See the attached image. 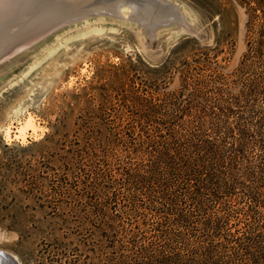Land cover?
Segmentation results:
<instances>
[{"label":"rangeland","instance_id":"rangeland-1","mask_svg":"<svg viewBox=\"0 0 264 264\" xmlns=\"http://www.w3.org/2000/svg\"><path fill=\"white\" fill-rule=\"evenodd\" d=\"M167 1L199 35L171 24L149 36L123 5L121 14L58 28L0 64V251L19 264H74L75 249L84 251L70 231L83 216L78 208L108 196L120 208L121 173L138 162L122 128L154 102L160 118L182 111L177 124L225 148L226 128L248 130L254 171L264 150V0ZM28 117L37 131L15 133ZM139 196L164 216L165 204Z\"/></svg>","mask_w":264,"mask_h":264},{"label":"trees","instance_id":"trees-1","mask_svg":"<svg viewBox=\"0 0 264 264\" xmlns=\"http://www.w3.org/2000/svg\"><path fill=\"white\" fill-rule=\"evenodd\" d=\"M158 106H147L137 125L122 128L123 143L138 162L121 173L125 192L120 208H111L109 196L78 208L83 216L75 218L78 223L70 231L79 235L84 251L75 249L81 254L74 264H81L83 256L87 264H264V150L253 171L246 165L248 130L226 128L225 148L222 141L188 133L177 124L182 111L160 118ZM109 177L101 188H110ZM139 195H147L150 204H165L164 216L143 205L148 203ZM230 198H237L235 207L224 205ZM185 201L211 205L177 208Z\"/></svg>","mask_w":264,"mask_h":264},{"label":"water","instance_id":"water-1","mask_svg":"<svg viewBox=\"0 0 264 264\" xmlns=\"http://www.w3.org/2000/svg\"><path fill=\"white\" fill-rule=\"evenodd\" d=\"M121 1L123 2L117 5L115 12H110L105 9V6L103 7V4H109L112 0H104V3L101 4H97L102 2L100 0H0V36L9 37L11 34L27 35L31 32V29L28 27L38 26L36 37L27 45L24 43L14 46L7 45L5 50L0 53V64L14 57L47 34L67 24L77 22L92 15H118L121 6L125 5L128 7L130 6L129 4L142 2V0ZM165 3H170L167 0H163L165 8L168 9L169 7ZM96 6L101 7L95 8ZM172 6L179 17L180 14L176 6ZM171 24L186 28L188 32L199 35L192 26L188 25L185 19L183 22H180L178 18L175 20L167 19L161 22L156 20L155 23H151L147 32L145 30L147 26H141L149 36H152L156 29ZM11 28H15V30L12 31ZM4 263L19 264L14 256L0 251V264Z\"/></svg>","mask_w":264,"mask_h":264},{"label":"bare ground","instance_id":"bare-ground-1","mask_svg":"<svg viewBox=\"0 0 264 264\" xmlns=\"http://www.w3.org/2000/svg\"><path fill=\"white\" fill-rule=\"evenodd\" d=\"M100 1H102V2L97 3V4L104 3V0H100ZM161 1L160 0H156V1L155 0H151V1L150 0H142V2L138 3V4L137 3L129 4L130 10H131V14H130L131 18H133V19L137 18L138 19V17H139V21L142 23V25L147 26L146 27L147 30H149L148 28H150L151 23H155L156 20L158 22H161V21L167 20V19L174 20V19L178 18L180 22H183L184 19L182 20V16L178 17V15H176L174 10L168 6V3H165V4L169 8L168 9L165 8L166 6L163 4V0H161ZM122 2L123 1H121V0H112V2L109 4L104 3L103 7L105 6L106 7L105 9H107L110 12H115L117 5L119 3H122ZM100 7L101 6H96L95 8H100ZM37 27L38 26L28 27L31 29L30 30L31 32L27 35L26 34H23V35L11 34V35H9V37L0 36V53L5 50L7 45L14 46L16 44H21V43H24L25 45H27L28 43L33 41L34 38L36 37L35 35L37 33V30H36V29H38ZM31 117H28V119L26 120L24 125L19 126L16 131L14 130L15 133H17V134L19 133L20 135H23L27 130H30L32 132H36L37 127L33 123V120ZM9 133H10V130H7V132L5 133L8 138H10ZM16 137L20 138L19 135H17ZM20 142H21V140H20Z\"/></svg>","mask_w":264,"mask_h":264}]
</instances>
